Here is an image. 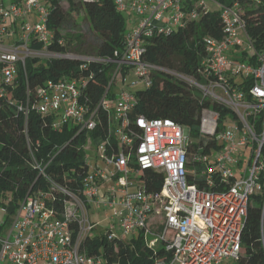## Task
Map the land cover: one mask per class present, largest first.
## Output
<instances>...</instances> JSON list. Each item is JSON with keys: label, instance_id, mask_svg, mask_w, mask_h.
<instances>
[{"label": "built area", "instance_id": "built-area-1", "mask_svg": "<svg viewBox=\"0 0 264 264\" xmlns=\"http://www.w3.org/2000/svg\"><path fill=\"white\" fill-rule=\"evenodd\" d=\"M263 2L113 0L117 12L131 11L136 21L125 33L123 50L108 59L50 52L48 48L55 40L48 28L45 0H12L8 8L2 6L0 100L9 98L20 70L27 82L25 63L30 59L107 64L110 78L95 106L87 101L85 78L62 76L46 81L33 99L27 93L26 101L17 107L25 120L32 112L53 117L55 130L71 124L79 128L77 134L94 132L99 111L106 112L107 134L95 138L102 140L95 151L102 153L104 167L96 162L90 169L85 158L88 173L82 196L56 187L67 197L62 213L58 214L44 195H28L20 202L0 236V264H122L120 260H106L103 253H88L85 242L93 237L97 225L90 206L112 212L109 218L115 219L118 231L103 233L108 242L125 243L121 235L138 233L137 239L126 244L141 241L153 253L147 261L150 264H239L251 197L264 196V51L255 49L244 18L246 5ZM210 4L219 7L222 36L204 40L205 55L199 70L204 84L144 60L148 38L197 21L211 12ZM4 39L11 42L5 45ZM160 70L200 89L205 97L229 110L223 118L212 109L200 112L198 137L213 139L216 146L205 151L188 127L170 119H132L134 94L112 91L118 78L129 71L148 88L152 73ZM248 80L251 83L245 86ZM91 139L88 136L85 143ZM86 145L82 146L84 154ZM145 171L162 176L159 191L144 188ZM190 178L203 180L204 186Z\"/></svg>", "mask_w": 264, "mask_h": 264}, {"label": "trees", "instance_id": "trees-1", "mask_svg": "<svg viewBox=\"0 0 264 264\" xmlns=\"http://www.w3.org/2000/svg\"><path fill=\"white\" fill-rule=\"evenodd\" d=\"M224 2V0H222ZM69 10L64 11L62 3ZM49 10L48 28L55 42L50 52L65 55H95L101 59L113 57L124 48L127 31L123 15L116 11L113 0H45ZM4 6L0 0V8ZM245 21L249 37L255 41V49L264 51V2L259 6L246 5ZM83 15L81 22L72 15ZM83 24V25H81ZM1 25V15H0ZM80 28L78 32L76 29ZM74 29V30H73ZM222 26L219 12H207L197 21H190L181 29L170 33H154L145 41V61L162 70L182 74L204 84L199 75L201 60L205 55L204 40L219 39ZM91 39V43L88 41ZM58 42H61L59 44ZM27 82L23 70L9 90V98L0 100V199L9 205H17L28 195L46 196L50 206L59 214L63 212L66 196L56 187L76 196H82L83 180L88 173L82 146L86 138H104L107 134V113L99 111L98 128L91 133L77 134L79 128L65 125L61 131L53 128V117L30 113L25 120L17 107L31 99L48 80L62 76L85 78L89 105L99 103L109 83L110 66L102 63L83 62L73 59H30L25 63ZM250 80L245 81V86ZM136 103L131 118L144 116L148 119H170L188 127L192 137L199 136V117L203 109H212L225 117L229 110L205 97L202 91L178 77L163 71L152 73V84L133 93ZM113 95V94H112ZM199 138L205 151L216 146L213 139ZM112 145L115 146V143ZM42 171V173H41ZM143 186L147 191H159L162 176L145 171ZM200 187L203 180L190 178ZM3 204V203H2ZM10 214L0 222V236L10 225ZM243 253L239 264H264V196L251 197L247 218L242 231ZM88 253H103L105 259L120 260L122 264H150L153 253L141 241L126 244L119 240L108 242L104 235H96L85 242Z\"/></svg>", "mask_w": 264, "mask_h": 264}, {"label": "rangeland", "instance_id": "rangeland-1", "mask_svg": "<svg viewBox=\"0 0 264 264\" xmlns=\"http://www.w3.org/2000/svg\"><path fill=\"white\" fill-rule=\"evenodd\" d=\"M4 2V6L5 8H8L9 5L11 4L12 0H3ZM62 8L64 9V11H68L69 10V5L67 2H63L62 3ZM210 11L211 12H217L219 11V7L214 5V4H210L209 5ZM75 19L77 17L78 22H81V20L83 19V15L80 14L79 16L76 15V13L72 14ZM124 19H125V23H126V28L127 30H131L134 26V22L136 21V17L131 14L130 12H126L122 14ZM82 23V22H81ZM83 25V24H81ZM74 30V29H73ZM78 32L81 30L80 28L76 29ZM17 36V34L14 35V38ZM12 37L11 41H13L14 39ZM88 38V37H87ZM89 39V38H88ZM90 41L89 44L91 43V39H89ZM11 41L4 39L5 45L8 44V42L10 43ZM144 89V83L143 81H141L133 71H129L127 74L122 75V79L118 78V80L116 81V83L112 86V91L119 93L122 90L125 91H130L132 93H135L137 91L143 90ZM112 114V113H111ZM115 121L113 116L111 115V129L113 130V137L116 136V133L114 131L115 129ZM102 141L101 139H91V141H88V143H85L84 145H86V151H85V158L88 160V162L90 163V169H92L96 162L97 165L104 167V161L102 159V153L101 152H96L95 151V145L98 144V142ZM248 160V156L245 157V162H244V167L246 166ZM134 179L136 177H133ZM109 187V185H104L102 187L103 190H106ZM258 193V192H257ZM3 203V204H2ZM13 207L16 209L15 205H9L7 200H4V202H2V200L0 199V222L3 221L11 212V210L13 209ZM90 212H91V217L95 220V222L97 223L96 225V229L93 233V236L96 235H101L103 233H105L106 231H109V229H112L113 232L117 233L118 231V226L117 223L115 221V219H111L109 217L112 216V212L110 210H106V209H99L98 211L96 210V208L94 206H90ZM121 235V234H119ZM139 236L138 233H135L134 235H121L123 241L125 243H130L132 240L137 239Z\"/></svg>", "mask_w": 264, "mask_h": 264}, {"label": "crops", "instance_id": "crops-1", "mask_svg": "<svg viewBox=\"0 0 264 264\" xmlns=\"http://www.w3.org/2000/svg\"><path fill=\"white\" fill-rule=\"evenodd\" d=\"M126 12H130L131 14H133L131 11H126ZM126 12H125V13H126ZM133 15H134V14H133ZM93 220H94V219H93ZM94 221H95V220H94Z\"/></svg>", "mask_w": 264, "mask_h": 264}]
</instances>
